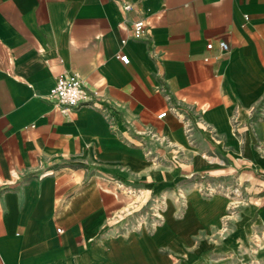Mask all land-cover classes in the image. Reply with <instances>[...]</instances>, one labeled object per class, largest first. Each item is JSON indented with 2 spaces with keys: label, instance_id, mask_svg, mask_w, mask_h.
Listing matches in <instances>:
<instances>
[{
  "label": "crops",
  "instance_id": "crops-1",
  "mask_svg": "<svg viewBox=\"0 0 264 264\" xmlns=\"http://www.w3.org/2000/svg\"><path fill=\"white\" fill-rule=\"evenodd\" d=\"M0 264H264V0H0Z\"/></svg>",
  "mask_w": 264,
  "mask_h": 264
},
{
  "label": "built area",
  "instance_id": "built-area-1",
  "mask_svg": "<svg viewBox=\"0 0 264 264\" xmlns=\"http://www.w3.org/2000/svg\"><path fill=\"white\" fill-rule=\"evenodd\" d=\"M125 8L130 9L131 5L127 4ZM148 33L147 24L144 20H139L134 23L133 35L136 39H146ZM123 42H125V40H123ZM214 47L215 44L213 42L207 44V49L209 50L214 49ZM218 47L222 51H229V46L225 41L220 40L218 42ZM119 58L126 64L130 62L127 54L119 55ZM100 96V92L90 90L86 87L84 79L80 73L65 72L57 77L54 88L48 94V99L54 106L59 108L64 115H68L72 109L93 99L98 100ZM166 114V112H163L159 115V118H163Z\"/></svg>",
  "mask_w": 264,
  "mask_h": 264
}]
</instances>
